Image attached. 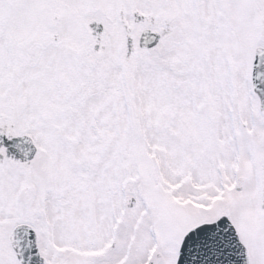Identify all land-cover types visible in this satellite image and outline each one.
I'll use <instances>...</instances> for the list:
<instances>
[{
	"label": "snow or ice",
	"instance_id": "snow-or-ice-1",
	"mask_svg": "<svg viewBox=\"0 0 264 264\" xmlns=\"http://www.w3.org/2000/svg\"><path fill=\"white\" fill-rule=\"evenodd\" d=\"M0 264H264V0H0Z\"/></svg>",
	"mask_w": 264,
	"mask_h": 264
}]
</instances>
